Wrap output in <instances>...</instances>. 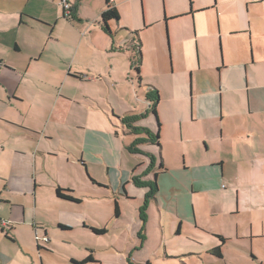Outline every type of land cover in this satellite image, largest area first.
<instances>
[{
    "label": "crops",
    "instance_id": "crops-1",
    "mask_svg": "<svg viewBox=\"0 0 264 264\" xmlns=\"http://www.w3.org/2000/svg\"><path fill=\"white\" fill-rule=\"evenodd\" d=\"M69 1L71 14L64 16L59 0H0L1 155L11 142L10 165L0 169V264H50L46 255L62 264L87 256L92 261L82 264H159L174 257L169 255L175 245L168 241L176 239L187 246L181 264H264V0H159L164 22L185 15L187 7L191 16V8L216 9L223 43L218 62L211 46L208 51L209 39L203 40L207 68H216L217 76L211 83L206 79L195 103L192 98L198 118L219 126L210 138L215 145L209 155L190 161L194 174L179 167L171 175L166 156L157 166L155 141L136 145L142 152L128 150L139 135L122 121L139 116L132 125L145 130L140 136L146 134L147 141L160 128L157 114L148 112L150 100L145 97V106L138 107L132 98V75L140 82L132 64L139 32L160 18L158 0H109L118 18L107 21L108 30L100 18L106 0ZM21 26L41 32L38 45L33 39L20 45ZM5 49L27 51L26 65L8 61ZM40 62L44 70L29 71ZM5 107L22 121L5 116ZM50 157L72 164V182L47 169ZM31 179L32 189L13 186ZM44 181H50L46 199L54 220L46 225L36 213L37 188ZM153 183L155 195L142 223L139 208ZM58 187L73 199L57 196ZM214 192L220 195L211 202ZM201 197L207 200L204 212L197 211ZM58 229L88 242L81 255L71 249L56 255L57 239L46 242L53 247L33 241L35 233L48 237ZM90 233L98 236L89 241ZM70 234L67 243L74 240ZM215 247L220 255L212 252Z\"/></svg>",
    "mask_w": 264,
    "mask_h": 264
},
{
    "label": "rangeland",
    "instance_id": "rangeland-1",
    "mask_svg": "<svg viewBox=\"0 0 264 264\" xmlns=\"http://www.w3.org/2000/svg\"><path fill=\"white\" fill-rule=\"evenodd\" d=\"M157 6L158 10H160V18L158 20H153L151 24H147L148 27L145 29L143 28L139 32V44L141 52V66L139 70L140 82L138 83L137 79L132 75L137 90V98L134 94L132 95V98L138 107H144L146 97L145 91L147 85H153L157 88L159 99L156 105V114L160 128L158 130L159 135L157 138L159 145L156 143L155 145L159 146L158 148L161 155H158L157 157V166H159L161 158L164 162V156H166L167 162L165 164L167 167H171L172 169L169 171L170 175L171 172H173L175 169H178L179 167H186L188 168L189 173L194 174L192 167L195 165L192 166L190 161L192 159L198 160L200 157L204 156V154L209 155L211 149H213V146L215 145V141H210V138H215L219 133V126L216 122H210L211 125L207 126V121L198 118L197 114L192 111L193 96V103H195L196 94L202 90L201 86L206 81V79L207 81L210 80L211 83L217 76V69H208V65L206 64V55L204 57L202 54V42L204 39H209L210 44L208 45V51H210L211 46V52L209 53L215 57V61L220 59L219 50H221V52L223 51V43L219 34L220 26L217 18V10L207 9L202 12L194 13L195 10L191 8L193 11L191 16L186 15L189 10L187 7L185 15L164 22V9H161L160 2ZM37 10H39V7H37ZM165 25L167 26L168 37H166ZM204 34H207V36ZM41 36L42 34L39 30H31L21 26L17 38L20 45L25 48L28 44V39L35 40L38 45L37 40ZM40 48L41 44H39V46L36 48V51H39ZM1 49L2 48L0 46V51ZM3 51V55L8 59V61L15 63L17 67L21 68L26 65L27 59L30 55L25 50L16 54H12L11 52L6 51V49ZM43 65L44 64H42V62L39 64L31 63L29 65V71L32 69L44 70L42 68ZM3 110V114L5 116L12 115L13 118L22 121L19 113L13 108L5 107ZM113 115L117 116L116 114ZM138 135V138H147L146 134H143L145 136H140L141 133ZM127 137L128 139L130 138L129 136ZM10 144L11 142L9 141L7 143V149H5V152L2 155V152H0L1 171L10 165L11 151L8 150V148L10 149ZM141 145L143 147H146L147 145L150 147L152 146L149 141H146V143ZM139 148L140 149H137V152H142L143 148ZM142 154L145 153L143 152ZM16 162L17 160L13 159L12 167ZM46 167L65 182H72L70 180L72 164L67 162L65 157L48 158ZM199 170L196 169L195 171ZM159 178L162 179L163 175H161ZM37 179L42 181L38 174ZM45 181L43 186L37 188L38 194L36 200V213L39 218H42L46 222V225L53 223L54 220H52V216H50V205L46 199V194H49L51 190L50 181ZM33 184L34 182L31 179L30 183L25 181L18 185L14 184L13 186L22 188L23 186L29 185L32 189ZM219 195V192L210 194V201H215ZM26 201H28V199ZM206 202V197H201L200 199L197 198V211L204 212ZM109 203L111 204L110 209L113 211L112 201ZM27 206H29V211L32 213V198L29 199V204H27ZM140 209L141 208H139V210ZM123 210L128 211L129 206L123 207ZM71 232L72 231L64 232L58 229L55 230V233L52 231L51 236L50 234L48 235V239L58 240L54 245L56 249V255L65 254L70 249L74 251L77 250L78 255H81L82 249L85 248L84 245L88 242L82 241V239L76 233L70 234ZM195 232L197 235L202 234L198 230H195ZM69 234L72 235L74 239L72 240V243L65 242V238L69 237ZM90 234H92V236L89 235L91 236L90 238L89 236L85 235L84 239L88 240L89 238L90 241L92 238L98 236L95 233ZM110 240H113L112 236L110 237ZM179 241L180 239L168 241L170 245H175V248H172L171 254L169 255L174 256L175 258H170L164 263L159 264H181L182 262H185V260L181 258V254L186 252L187 246L179 243ZM43 244L53 247L51 243L48 244L43 242ZM45 258L50 264H62L60 259L55 256L46 255ZM108 259L113 258L108 257ZM155 260L156 259H154V257H151L150 262L156 263L157 261L155 262ZM187 263H194V261L187 260Z\"/></svg>",
    "mask_w": 264,
    "mask_h": 264
},
{
    "label": "trees",
    "instance_id": "trees-1",
    "mask_svg": "<svg viewBox=\"0 0 264 264\" xmlns=\"http://www.w3.org/2000/svg\"><path fill=\"white\" fill-rule=\"evenodd\" d=\"M106 3H107V7L106 9H104L101 14H100V18H101V21H102V24H103V28L105 30H108L107 28V21L111 20V19H117L118 18V13L116 11V9L112 6L109 5V0H106ZM135 56L133 57V60H132V64H133V67L135 69V71L138 73L139 71V66H140V62H141V54H140V49H139V45L137 44L136 45V48H135ZM146 98L148 100H150V105H149V108H148V112H151L153 113L154 115H156V104H157V101H158V91L149 85V88L146 92ZM144 114H141L140 116H143ZM139 116H135V117H124L122 118V121L127 125V127H129L133 133H141V131H145L143 128H139V127H134L132 126V123L138 119ZM151 138V137H150ZM148 138V141H155L156 143H158L157 141V138H158V133H156L154 135V138L155 139H150ZM147 141L146 139H142V138H136L134 140V142L132 144H130L128 146V150L130 151H137L136 149V145L138 143H142V142H145ZM152 157V156H151ZM152 162H153V158H151V161H150V165H152ZM161 167L162 166V163L160 162L159 164ZM151 169V167H150ZM134 181H137L136 178H134ZM138 183V182H136ZM153 187H151L150 191L148 193H146L145 197H144V201H143V204H142V207L140 209V219L142 220V223H144L145 221V210H146V207H147V204L149 202L150 199H152L153 197V194L155 192V189H156V185L153 183L152 184ZM65 191L67 190H64L62 188H56V195L59 196V197H62V198H66V199H73V197H71L69 194H67ZM93 231L95 233H102L103 230L102 229H95L93 228ZM212 252L215 253L216 255H220V251L218 249V247H215L214 249H212ZM92 261V257L91 256H87L84 260L80 261V262H75V264H82V263H86V262H90Z\"/></svg>",
    "mask_w": 264,
    "mask_h": 264
},
{
    "label": "built area",
    "instance_id": "built-area-1",
    "mask_svg": "<svg viewBox=\"0 0 264 264\" xmlns=\"http://www.w3.org/2000/svg\"><path fill=\"white\" fill-rule=\"evenodd\" d=\"M251 2H255L257 0H249ZM59 4L62 8V11H63V14L64 16H70L71 14V9H72V4L70 3L69 0H59ZM3 225H6V222H2ZM34 240L36 242V244L39 242V241H42V242H47L48 241V237L46 236H39L37 235V233L34 234Z\"/></svg>",
    "mask_w": 264,
    "mask_h": 264
},
{
    "label": "flooded vegetation",
    "instance_id": "flooded-vegetation-1",
    "mask_svg": "<svg viewBox=\"0 0 264 264\" xmlns=\"http://www.w3.org/2000/svg\"><path fill=\"white\" fill-rule=\"evenodd\" d=\"M132 126H134V125H132ZM134 127H137V126H134ZM128 128H129V127H128ZM129 129H130V128H129ZM130 131L133 133V131H132L131 129H130ZM134 134H137V133H134ZM142 143H143V142H142ZM151 187H153L152 184L149 185V190H148V192L150 191ZM154 195H155V192H154L152 198H154ZM139 213H140V212H139ZM145 214H146V212H145ZM213 249H214V248H213Z\"/></svg>",
    "mask_w": 264,
    "mask_h": 264
}]
</instances>
